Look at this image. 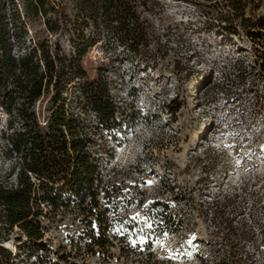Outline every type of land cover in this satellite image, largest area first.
I'll use <instances>...</instances> for the list:
<instances>
[{
    "label": "rangeland",
    "instance_id": "1",
    "mask_svg": "<svg viewBox=\"0 0 264 264\" xmlns=\"http://www.w3.org/2000/svg\"><path fill=\"white\" fill-rule=\"evenodd\" d=\"M76 1L38 8L33 0H0L12 51L47 40L72 54L73 41L82 42ZM137 6L147 36L136 49L103 30H80L95 35L81 63L90 78H108L117 124L93 135L97 206L43 210V241L54 254L42 264H264V35H250L264 0ZM45 103L36 106L40 119ZM7 121L0 110V175L13 184L15 160L1 138ZM87 229L95 238L103 230L104 246ZM17 235L16 227L5 235L13 254ZM26 253L13 264H25Z\"/></svg>",
    "mask_w": 264,
    "mask_h": 264
},
{
    "label": "trees",
    "instance_id": "2",
    "mask_svg": "<svg viewBox=\"0 0 264 264\" xmlns=\"http://www.w3.org/2000/svg\"><path fill=\"white\" fill-rule=\"evenodd\" d=\"M33 1L43 8L46 0ZM137 4L138 0H77L75 18L80 23L73 27L82 42L73 41L72 54L52 49L47 40L14 53L11 29L0 13V110L8 116L1 138L4 155L16 165L13 184L0 175V264H13L25 252V264H36L27 262L32 257L42 264L54 254L43 241L40 217L45 208L97 206L100 172L93 135L117 124L118 105L104 74L87 75L81 57L94 44L95 35L86 38L80 30H103L112 41L136 49L147 36ZM251 26L256 28L251 37L261 41L264 15L256 16ZM44 98L45 115L40 119L36 106ZM167 107L177 111L176 98ZM15 227V240L21 244L13 254L4 241ZM102 231L98 239L88 229L84 232L96 239L94 244L104 246Z\"/></svg>",
    "mask_w": 264,
    "mask_h": 264
},
{
    "label": "snow or ice",
    "instance_id": "3",
    "mask_svg": "<svg viewBox=\"0 0 264 264\" xmlns=\"http://www.w3.org/2000/svg\"><path fill=\"white\" fill-rule=\"evenodd\" d=\"M226 146H227V145H226ZM261 147L264 148V145H262ZM149 183H150V182H149ZM134 218H135V217H134ZM148 227H151V225L149 224ZM165 235H166V233H165ZM192 239H195V237H193ZM145 240H146V237H144V236H140V237H138V242H139V243H144ZM154 242H155V243H161V244H162V242H161L159 239H157V240L154 241ZM191 242H192V240L190 239V240L188 241V243L191 244ZM133 243L135 244L136 241H133ZM162 246H163V245H162Z\"/></svg>",
    "mask_w": 264,
    "mask_h": 264
}]
</instances>
